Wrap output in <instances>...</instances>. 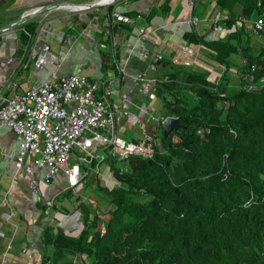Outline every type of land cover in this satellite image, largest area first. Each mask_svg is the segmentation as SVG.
I'll return each mask as SVG.
<instances>
[{
	"label": "trees",
	"instance_id": "1",
	"mask_svg": "<svg viewBox=\"0 0 264 264\" xmlns=\"http://www.w3.org/2000/svg\"><path fill=\"white\" fill-rule=\"evenodd\" d=\"M232 1L243 5L241 22L264 12V0ZM234 26L232 14L225 27ZM251 42L243 23L229 39L204 42L226 67L219 82L165 73V117L186 128L164 138L160 121L153 159L124 160L101 149L117 182L107 189L112 206L92 214L82 204L78 237L48 231L44 244L53 245L56 262L79 254L85 264H264V44ZM238 52L245 62L233 85L227 73Z\"/></svg>",
	"mask_w": 264,
	"mask_h": 264
},
{
	"label": "crops",
	"instance_id": "2",
	"mask_svg": "<svg viewBox=\"0 0 264 264\" xmlns=\"http://www.w3.org/2000/svg\"><path fill=\"white\" fill-rule=\"evenodd\" d=\"M112 1L0 0V87L17 81L18 91L25 92L53 76L85 75L100 81L98 96L111 90L106 98L117 109L119 134L128 141H139L145 129H156L167 114L159 81L169 70L198 72L211 81L221 80L226 67L204 42L230 38L240 26L243 5L228 0L229 8L217 0H197L194 14L198 21L193 23L188 0ZM232 14L237 26L228 30L226 20ZM218 16L219 34L213 30ZM255 19H243V24L252 36L251 44L257 47L264 44V38L252 31ZM193 35L201 42L191 41ZM24 54L31 57L26 67L21 63ZM157 55L163 56L158 62ZM230 60L227 75L237 83L245 58L238 52ZM20 141L12 128L0 125V264L88 263L79 254H68L56 262L54 247L46 246L44 238L48 231L53 236H80L85 228L81 205L87 204L83 187L90 172H95L103 187L116 183L107 161L109 152L100 150L98 154L105 159H94L95 165L81 163L88 176L77 193L68 188L64 174L46 183V167L35 169L37 186L33 189L29 175L16 167ZM35 159L30 154L25 164L34 166ZM94 204L92 201L88 207L92 214L108 210H94ZM32 244L36 251L29 258Z\"/></svg>",
	"mask_w": 264,
	"mask_h": 264
},
{
	"label": "built area",
	"instance_id": "3",
	"mask_svg": "<svg viewBox=\"0 0 264 264\" xmlns=\"http://www.w3.org/2000/svg\"><path fill=\"white\" fill-rule=\"evenodd\" d=\"M188 4L193 13L192 22L197 23L198 17L194 14L197 0H188ZM84 8L90 7H80ZM213 30L222 33L220 16L215 18ZM263 30L264 12L252 24L254 34ZM144 31V28L140 29L141 33ZM162 58L157 55L155 61ZM30 60V55L24 54L21 63L26 67ZM168 80L166 77L158 81ZM100 88V81L80 74L53 76L25 92L18 91L17 81L0 87V125L12 128L21 136L16 167L29 175L33 189L37 186L35 169L46 167V183L64 174L68 188L77 193L81 182L88 176L81 163L91 165L96 158L105 159L104 155L98 154L104 148L111 147L110 154L124 160L130 156L154 158L155 145L159 141L157 132L145 129L144 137L139 141L123 138L118 132L117 109L106 98L111 90L106 89L105 95L98 96ZM30 154L36 156L34 166L25 164ZM100 229L105 232L104 224ZM35 251L32 244L29 258Z\"/></svg>",
	"mask_w": 264,
	"mask_h": 264
},
{
	"label": "rangeland",
	"instance_id": "4",
	"mask_svg": "<svg viewBox=\"0 0 264 264\" xmlns=\"http://www.w3.org/2000/svg\"><path fill=\"white\" fill-rule=\"evenodd\" d=\"M261 39L262 38H258V40ZM233 85H235V82H233ZM95 177H96L95 172L94 171L90 172V175L85 180L86 183H84L83 189H84L85 198L87 199L86 206L87 207L91 206L93 201L95 204L92 206V209L94 210H98L99 207L103 209L110 208L112 206V200L108 190L111 189L112 187L110 184H106V186L103 187L101 184L97 183Z\"/></svg>",
	"mask_w": 264,
	"mask_h": 264
},
{
	"label": "water",
	"instance_id": "5",
	"mask_svg": "<svg viewBox=\"0 0 264 264\" xmlns=\"http://www.w3.org/2000/svg\"><path fill=\"white\" fill-rule=\"evenodd\" d=\"M117 0H113L112 2H116ZM54 5V4H53ZM56 6V5H54ZM8 27H5L3 29H6ZM226 38H229V35H227ZM163 126V136L164 138H167L169 134L173 131H179L180 129H185V125L180 124L179 119L175 116H167L163 118L162 121ZM119 187V185H117Z\"/></svg>",
	"mask_w": 264,
	"mask_h": 264
},
{
	"label": "clouds",
	"instance_id": "6",
	"mask_svg": "<svg viewBox=\"0 0 264 264\" xmlns=\"http://www.w3.org/2000/svg\"><path fill=\"white\" fill-rule=\"evenodd\" d=\"M259 35V34H258Z\"/></svg>",
	"mask_w": 264,
	"mask_h": 264
}]
</instances>
